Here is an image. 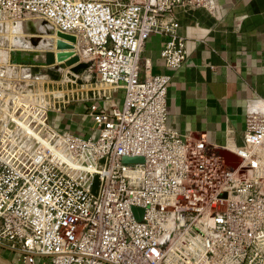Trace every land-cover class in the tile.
<instances>
[{"label":"built area","instance_id":"2783aa9c","mask_svg":"<svg viewBox=\"0 0 264 264\" xmlns=\"http://www.w3.org/2000/svg\"><path fill=\"white\" fill-rule=\"evenodd\" d=\"M175 7L217 11L215 0H0V28L35 16L74 37L54 76L0 41V246L15 264H264V98L232 166L167 127L169 73L140 76L150 32L166 36V66L185 59ZM74 100L88 102V135L49 122Z\"/></svg>","mask_w":264,"mask_h":264},{"label":"crops","instance_id":"0c3cea01","mask_svg":"<svg viewBox=\"0 0 264 264\" xmlns=\"http://www.w3.org/2000/svg\"><path fill=\"white\" fill-rule=\"evenodd\" d=\"M215 1L214 14L201 7H175L176 30L186 40L185 59L177 67L166 66L160 55L166 36L150 32L140 53V76L145 65L149 74L169 73L167 127L203 137L217 153L242 143L246 111L264 98V0ZM119 90H111L118 104ZM87 105L74 100L53 109L49 122L88 135L92 119Z\"/></svg>","mask_w":264,"mask_h":264},{"label":"rangeland","instance_id":"374dc122","mask_svg":"<svg viewBox=\"0 0 264 264\" xmlns=\"http://www.w3.org/2000/svg\"><path fill=\"white\" fill-rule=\"evenodd\" d=\"M19 23V24H18ZM17 24H15V26L19 29L20 34L22 35H27V37H23V39H27L26 43L29 45V48H33V50H27L28 52L33 53L32 55L29 54L28 57H30V61L34 62V63H38L39 64V69L41 72H48L49 74H52L54 76L53 73H57L56 65H52L51 63H53V61H56L57 63L60 62V58L57 57V52L58 50H65L62 49L60 47H58V45L56 44V40L57 38H59V36L57 35V33L52 30V27L47 24L45 21H40L38 19H33L30 18L28 20H26L25 22H18ZM28 31V32H27ZM33 35L37 36V43H32L31 38H36L33 37ZM41 35H47L50 36L49 38H40L38 36ZM52 36V37H51ZM67 39V38H64ZM43 40V41H42ZM70 40V39H67ZM0 41L3 43H7V40L4 41V39H2V37L0 38ZM71 41V40H70ZM44 42V43H43ZM18 47H20L19 45H17ZM50 49H52L55 53H53V60L51 62H46L45 58H46V54L47 51H51ZM43 51L44 53V57L42 58L41 56H36V53ZM45 50V51H44ZM23 51V50H22ZM21 51L19 49H15V51H13V53L19 54ZM52 53V51H51ZM78 59V57H77ZM76 59V60H77ZM75 60V61H76ZM74 62V61H73ZM72 63V62H71ZM62 65L67 64V62L65 61L64 63H61ZM87 63L85 61H78L77 63H75V65L73 66V70L75 71H81L82 68L84 66H86ZM94 72V71H93ZM60 73V72H59ZM81 79H79L80 81ZM51 88V87H50ZM53 88H56V85H54ZM123 94L122 89L119 90V96H121ZM97 187V179H95V182L93 184V191L96 190ZM18 251H14L12 249H9L7 247H2L0 246V254L5 256L6 258L12 260L14 259L15 255L18 254ZM48 262V257L44 256V255H38L36 256V260H35V264H47Z\"/></svg>","mask_w":264,"mask_h":264},{"label":"water","instance_id":"95a60500","mask_svg":"<svg viewBox=\"0 0 264 264\" xmlns=\"http://www.w3.org/2000/svg\"><path fill=\"white\" fill-rule=\"evenodd\" d=\"M42 21H45L43 19H41ZM53 30V28H52ZM57 35L60 37V38H57L56 40V44L58 45V47L60 48H66V47H69V43L66 42L65 40H63L62 38H67V39H70V40H74V37L68 33H65V32H61V31H56ZM37 39L38 38H31L32 40V43H37ZM46 54V58H45V61L46 62H51L53 60V53H51V51H47ZM70 54L69 51H66V50H63V51H58L57 52V57L60 58V59H64L65 57H67L68 55ZM77 59V56L76 55H73L69 58L66 59V62L67 63H71L73 61H75ZM217 154L221 155L224 160L226 161H230V160H233L234 161V165L232 166H235L237 164V162H239L241 160V157L239 155H237L234 151L232 150H229V149H220L217 151ZM124 159H136V157L134 158H130V157H124ZM0 264H15L14 262H12L10 259L6 258L5 256L1 255L0 254Z\"/></svg>","mask_w":264,"mask_h":264},{"label":"bare ground","instance_id":"6f19581e","mask_svg":"<svg viewBox=\"0 0 264 264\" xmlns=\"http://www.w3.org/2000/svg\"><path fill=\"white\" fill-rule=\"evenodd\" d=\"M30 18H33V19L35 18V19H38V20L42 21L40 18L34 16V17H27V18H25L23 20H20V21L15 20V21H11V22H5V23L2 24V26L0 28V36L2 37V39H4V41L7 40L8 45H13V46L19 45L23 49L33 50V48H29L28 47L29 45L26 43L27 39H23V37L26 38L27 35H23V34L21 35L20 34L19 29H18L19 28L18 26H20V25H18L17 26L18 28H17L15 26V24H14V23L17 24L18 22H25L26 20H28ZM33 37H37V36L33 35ZM38 37L44 38V40H45V38H49L50 36H47V35H41L40 36L39 35ZM29 54H31V53H29ZM36 56H41L43 58L44 57L43 51L36 53ZM59 90H61V89H59Z\"/></svg>","mask_w":264,"mask_h":264}]
</instances>
